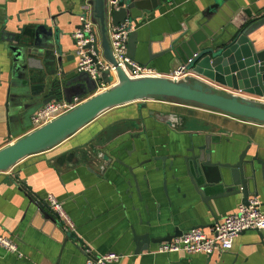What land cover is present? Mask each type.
Instances as JSON below:
<instances>
[{"label": "crops", "instance_id": "0c3cea01", "mask_svg": "<svg viewBox=\"0 0 264 264\" xmlns=\"http://www.w3.org/2000/svg\"><path fill=\"white\" fill-rule=\"evenodd\" d=\"M235 1L239 21L226 23L221 9L203 15L215 0H162L135 21V61L168 75L190 56L189 48L177 52L179 41L200 23L214 16L216 24L232 30L240 21L264 16V0ZM89 2L0 0V150L33 130L26 117L19 125L10 123L9 90L23 77L15 71L23 56L12 50L16 45L11 41L19 28L29 29L23 38L33 39L34 48L45 44L46 29L52 32L57 59L52 69L59 72L53 79L68 87L62 101L84 102L102 91L86 74L76 72L72 34ZM181 32V38L172 39ZM250 38L257 51L264 50V26ZM144 104L145 108L133 103L110 110L57 147L0 173V233L19 245V254L0 247V264H86L84 248L93 256H122L117 264H264V230L244 232L228 251L212 256L158 252L170 236L192 229L209 232L243 204L242 196L210 198L196 184L198 178L188 173L185 158L197 154L208 137L214 161L236 162L247 152V160L256 157L264 163V126L167 102ZM150 112L163 117L158 121ZM177 118L182 122L172 126ZM18 129L19 134H11ZM254 167L258 193L250 200L257 198L264 208V166L255 162ZM49 194L64 204L73 232H65L43 202ZM68 235L73 238L66 240ZM140 247L147 249L139 252Z\"/></svg>", "mask_w": 264, "mask_h": 264}, {"label": "water", "instance_id": "95a60500", "mask_svg": "<svg viewBox=\"0 0 264 264\" xmlns=\"http://www.w3.org/2000/svg\"><path fill=\"white\" fill-rule=\"evenodd\" d=\"M113 1L116 3L111 5L110 0H90V5L91 20L97 26L99 34L95 51H101L103 58L115 66L117 61L110 44V27L119 26L126 21H137L145 13H151L154 8L159 7L162 0ZM237 8L235 0H215V4L203 15L208 12L213 15L212 11L221 9L226 14V23L232 20L237 22V16H240ZM215 20L216 17L212 16L205 24L200 23L198 30L190 31L179 41V54L189 48L190 56L184 59L183 65L192 69L193 76L185 79H173L165 75L130 78L122 68H117V82L110 88L1 149L0 173L10 171L29 156L57 147L102 114L133 103H141L140 107L145 108L144 103L147 101L167 102L264 126V50L257 51L255 42L250 38L264 26V16H252L249 22L240 21L232 30L225 28L226 24L221 25L218 21L216 24ZM183 27L186 32L188 28ZM28 31L25 27L19 28V34L11 38L16 45L12 50L23 56L19 61L20 66L15 68L16 72L23 74L22 81L9 90L12 108L10 123L13 125H19L25 117L30 120L29 126L32 125L36 112L50 101H62L68 88L64 82L53 79L59 72L58 69H52L57 61L52 45V32L46 29L45 44L41 48H34L33 39L24 41L23 35ZM138 34V31L134 32L129 39L128 53L132 60L137 57ZM182 35L183 32L172 39L178 40ZM58 39L57 32L56 42ZM90 47L89 45L88 48ZM58 62L61 63V58ZM101 78L104 83L112 81L109 71L102 72ZM26 101H29V107L24 114L19 115ZM150 115L158 121L163 117L154 112H150ZM166 117L172 119L170 115ZM180 120L182 122L181 118H177L176 123L171 125L177 127ZM20 131L18 129L11 134L16 135ZM210 140L207 137L197 154L185 158L188 173L198 178L196 184L206 194L209 192L210 198L219 200L228 196H242L243 204L248 205L250 197L258 193L254 164L257 162L264 166V163L256 157L247 160V152L240 155L236 162L214 161ZM174 237L170 236L166 241H171ZM71 238L73 236L68 235L66 240ZM145 249L147 248L140 247L139 252Z\"/></svg>", "mask_w": 264, "mask_h": 264}, {"label": "built area", "instance_id": "2783aa9c", "mask_svg": "<svg viewBox=\"0 0 264 264\" xmlns=\"http://www.w3.org/2000/svg\"><path fill=\"white\" fill-rule=\"evenodd\" d=\"M115 3L116 1L110 0L111 5ZM79 22V28L72 34L75 42V56L77 57L76 72L86 74L97 83L99 90H106L117 82V68H122L130 78L160 75L149 65L132 60L129 56L130 36L138 30V25L135 21H126L119 26L110 27V44L117 61L115 66L103 58L101 51L100 53L95 51V43L99 42V34L97 26L91 20L90 2L86 4L85 10L79 16ZM89 45L91 46L90 48H88ZM105 71L111 73L112 81L110 83H104L101 78L102 72ZM193 75L192 69H188L187 65H180L165 76L173 79H185ZM54 101H50L36 112L32 118L33 130L56 120L82 103L78 98L73 101ZM43 202L48 205L61 222L65 232L70 233L75 230V226L68 216L64 204L60 200L49 194ZM252 230H264V208L257 198L251 199L248 205L241 204L236 213L213 225L209 232L203 229H192L162 244L158 252H185L187 254L212 256L215 253L228 251L234 239L242 233ZM0 247L7 252L19 254L18 241L1 233ZM83 250L87 256L86 264H117L122 258V256L115 253L93 256L89 249L84 248Z\"/></svg>", "mask_w": 264, "mask_h": 264}]
</instances>
